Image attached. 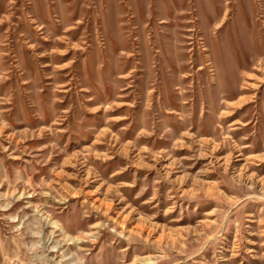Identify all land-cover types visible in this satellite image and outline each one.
Returning <instances> with one entry per match:
<instances>
[{
	"label": "rangeland",
	"instance_id": "obj_1",
	"mask_svg": "<svg viewBox=\"0 0 264 264\" xmlns=\"http://www.w3.org/2000/svg\"><path fill=\"white\" fill-rule=\"evenodd\" d=\"M0 264H264V0H0Z\"/></svg>",
	"mask_w": 264,
	"mask_h": 264
},
{
	"label": "bare ground",
	"instance_id": "obj_2",
	"mask_svg": "<svg viewBox=\"0 0 264 264\" xmlns=\"http://www.w3.org/2000/svg\"><path fill=\"white\" fill-rule=\"evenodd\" d=\"M160 23H165V21L163 20V21H160ZM188 31H193L192 29H189ZM195 33V32H194ZM203 50H204V52H207V59L209 60V64H211L217 71H218V67H217V65H216V63H215V60H214V58L213 57H211V55H210V53H208V51H207V48L206 47H204L203 48ZM192 52V51H191ZM131 56V55H130ZM193 63H195V60H191V62H190V65L191 64H193ZM190 68H192V67H190ZM204 66H202V67H200L199 69H198V71H200V70H204ZM177 69H180V68H177ZM182 69V68H181ZM237 95H234V94H229V95H227V96H224L223 98L224 99H233V98H235ZM242 98L244 97V96H241ZM241 97H238V101H241ZM231 102V101H230ZM242 102V101H241ZM240 102V103H241ZM187 103V102H186ZM238 105V104H237ZM240 107V106H239ZM43 213V212H42ZM44 215V214H43Z\"/></svg>",
	"mask_w": 264,
	"mask_h": 264
}]
</instances>
